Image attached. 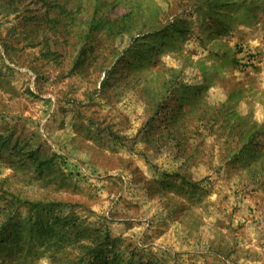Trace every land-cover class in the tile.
<instances>
[{"label":"rangeland","instance_id":"rangeland-1","mask_svg":"<svg viewBox=\"0 0 264 264\" xmlns=\"http://www.w3.org/2000/svg\"><path fill=\"white\" fill-rule=\"evenodd\" d=\"M0 264H264V0H0Z\"/></svg>","mask_w":264,"mask_h":264}]
</instances>
